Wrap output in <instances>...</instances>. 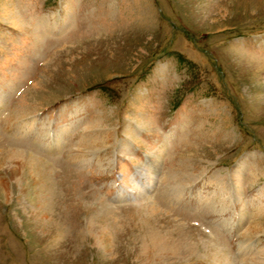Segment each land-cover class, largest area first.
Returning a JSON list of instances; mask_svg holds the SVG:
<instances>
[{
	"label": "rangeland",
	"instance_id": "374dc122",
	"mask_svg": "<svg viewBox=\"0 0 264 264\" xmlns=\"http://www.w3.org/2000/svg\"><path fill=\"white\" fill-rule=\"evenodd\" d=\"M0 264H264V0H0Z\"/></svg>",
	"mask_w": 264,
	"mask_h": 264
},
{
	"label": "bare ground",
	"instance_id": "6f19581e",
	"mask_svg": "<svg viewBox=\"0 0 264 264\" xmlns=\"http://www.w3.org/2000/svg\"><path fill=\"white\" fill-rule=\"evenodd\" d=\"M81 156V155H80ZM15 157V156H14ZM12 160H15V161H21V162H23L24 163V166H27V167H30V165L32 164V162L29 160V159H26V158H20V157H16V158H13ZM20 166L22 167L23 166V164H21L20 163ZM32 169V168H31ZM178 186H181V185H178ZM178 186H175L176 188L178 187ZM175 188V189H176ZM152 249L154 250V251H160V252H162L163 250H164V248L163 247H160V249L158 248V245H155L154 247H152Z\"/></svg>",
	"mask_w": 264,
	"mask_h": 264
}]
</instances>
